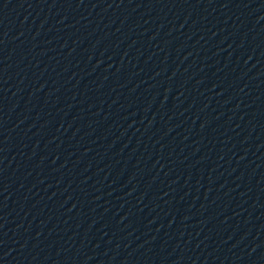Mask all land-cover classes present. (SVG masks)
<instances>
[{"label":"water","instance_id":"95a60500","mask_svg":"<svg viewBox=\"0 0 264 264\" xmlns=\"http://www.w3.org/2000/svg\"><path fill=\"white\" fill-rule=\"evenodd\" d=\"M0 264H264V0H141Z\"/></svg>","mask_w":264,"mask_h":264}]
</instances>
